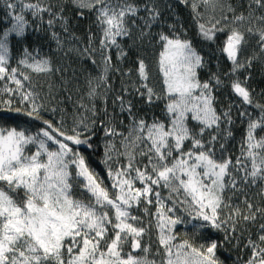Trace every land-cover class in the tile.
I'll list each match as a JSON object with an SVG mask.
<instances>
[{
    "label": "snow or ice",
    "instance_id": "6c2138e0",
    "mask_svg": "<svg viewBox=\"0 0 264 264\" xmlns=\"http://www.w3.org/2000/svg\"><path fill=\"white\" fill-rule=\"evenodd\" d=\"M229 262L264 264V0H0V264Z\"/></svg>",
    "mask_w": 264,
    "mask_h": 264
},
{
    "label": "trees",
    "instance_id": "16d2710c",
    "mask_svg": "<svg viewBox=\"0 0 264 264\" xmlns=\"http://www.w3.org/2000/svg\"><path fill=\"white\" fill-rule=\"evenodd\" d=\"M223 255H224V254L222 253V258H223ZM229 264H230V262H229Z\"/></svg>",
    "mask_w": 264,
    "mask_h": 264
}]
</instances>
